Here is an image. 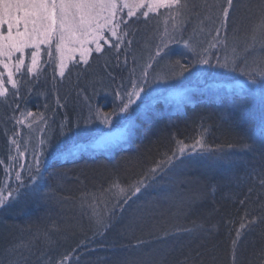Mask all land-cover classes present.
<instances>
[{"label":"trees","instance_id":"16d2710c","mask_svg":"<svg viewBox=\"0 0 264 264\" xmlns=\"http://www.w3.org/2000/svg\"><path fill=\"white\" fill-rule=\"evenodd\" d=\"M203 2L189 0V3ZM246 2L254 6L253 12L257 11L255 6L260 0ZM203 15L201 10L200 17H185L181 24L182 40L195 39ZM163 16L164 12L129 19L126 25L127 38L131 41L130 45L127 42L129 52L121 46L119 53L112 49L109 53L106 49L100 55L91 46V62L86 67L96 65L105 85L97 86V97H80L78 103L91 101L101 105L111 99V87L118 85L117 80L114 83V64L123 72L130 65V54L140 57L143 47L155 45L162 31ZM252 19H256L255 15ZM150 21L154 26L148 25ZM212 27L205 21L203 38L207 43L202 46L208 49L206 55L210 59L205 71L208 77L214 68L223 69L217 66V58L221 63L226 58L231 60L239 51L237 45L243 50L246 43H252L247 19L236 34L229 21L227 31L220 32L219 42L212 39L215 31L209 34ZM209 42H214L215 47L209 48ZM153 51V48L148 49L144 61L153 56ZM256 51H260L259 43ZM43 55L45 61H40L35 73L28 75L25 67L14 74V79L19 82L20 105L38 113L42 107H47L52 113L49 119L53 125L60 118V108L67 95L77 90V83L72 75L74 64L69 63L65 71L70 83L68 92L58 99L59 103L50 104L60 80L54 63ZM246 55L249 56L245 54L236 60L235 70L230 62L227 69L224 68V75L240 72ZM198 59V56L174 58L182 65L184 61L188 71L199 66ZM77 64L80 69L85 66L81 61ZM90 81L87 80L86 86L89 87ZM6 86L10 93L17 92L11 85ZM11 95L0 114L2 162V156L12 153L13 146H17L10 143L14 139L10 134L14 130L13 118L9 116L7 120L3 116L6 110L9 114L12 112V116L16 114L13 101L8 104ZM137 120L132 138L112 151L83 150L72 156L51 157L43 171L39 192H20L7 211H0V258L5 252L3 247L14 242L20 245L24 255L14 259L13 264H60L61 261L64 264H264V186L260 182L264 175V99L237 91H200L194 92L191 100L180 106L157 99ZM66 128L69 136L80 134L77 125L69 124ZM201 133L203 147L210 152L186 156L183 163L176 161V166L168 168L163 179L143 189L141 195L133 197L126 205L121 201V207L113 214L112 208L118 199L114 194L120 189L111 187L114 181L127 189L163 160L166 153L170 155L176 148V140L192 144ZM55 149L63 150L60 146ZM3 176V179L0 176V189L6 179L5 174ZM96 206L100 208L96 210L97 215L92 212ZM102 210H107L105 213L109 217L113 215V219L109 218L105 226L99 228L94 215L98 216ZM253 218L256 223L249 224ZM242 222L246 227L241 229L233 261L232 241ZM99 233H103L101 239H97ZM97 240L106 247L102 259L96 256Z\"/></svg>","mask_w":264,"mask_h":264},{"label":"snow or ice","instance_id":"6c2138e0","mask_svg":"<svg viewBox=\"0 0 264 264\" xmlns=\"http://www.w3.org/2000/svg\"><path fill=\"white\" fill-rule=\"evenodd\" d=\"M161 8L171 10L169 18L173 21V31L179 30V26L184 22L186 16L200 17L202 10L204 15L199 20V31L205 30L204 24L207 21L213 26L209 29V34L212 31L216 33L212 38L214 42H219L222 29L227 31L229 21L233 23V32L236 34L247 19L252 43H246L243 51L245 53L254 52L256 44L259 43L261 54L254 56L251 62H249L247 55L244 56L245 68L248 71L242 70L241 74L248 77L249 84H255L256 77L264 80V0H260V3L255 6L256 12H253L254 6L246 0H213L212 3L204 0L202 4L189 3V0H0V67L4 69V72L0 73V98H3V102L7 103V97L10 94L16 95L18 93L19 82L14 79L15 73L21 72L25 67L28 75L36 72L39 57L42 54V45L47 48L50 63L53 59L59 61L57 74L63 77L65 69L68 67L66 61L72 58L70 54H75L78 51L81 62L87 65L89 63L87 57L92 52L90 45L95 46V52L98 54L105 52L103 45H108L109 48L115 49L119 53L121 45L128 36L127 31L121 34V26L128 25L129 19L133 17L137 20L140 15L148 18L149 13ZM124 9H127L129 19H125L122 14ZM142 9L147 10L141 11ZM253 15L256 17L255 20L252 19ZM193 31L195 33L196 29ZM113 40L116 42L114 43ZM191 40L192 37H189V40L183 41V47L197 55L200 64H210V59L206 55L208 49L205 48L202 52L197 53L196 48L190 42ZM168 42L180 43L181 41L175 36H171ZM214 42H209V48L215 47ZM128 44H131L130 40ZM167 46L168 44L165 43L164 47ZM28 49H34L31 52L30 64H26V50ZM162 50L158 48L156 56H160ZM235 51L234 48L233 52ZM239 58L238 55L233 56L231 60L226 58L223 63L217 58V66L227 68L231 62L233 70H235V62ZM150 59H155V57ZM176 65L181 71L174 73V78L188 71V66L180 64L179 61L176 62ZM150 67L152 65L148 64L147 68ZM5 73L7 74L6 81L3 79ZM148 75L146 69L144 77L147 78ZM6 85H11V88L16 89L17 92L10 93ZM142 92H144V87L134 84L133 91L127 93L128 99L126 101L118 92L116 95L121 101L120 113H128L132 105L137 100L142 99ZM32 115L31 112L28 113V116ZM103 122H109L107 114ZM17 123L22 124L24 121L18 120ZM10 143L17 144V141L13 139ZM41 144H45V141L41 140ZM203 145L202 133L192 144L176 140V148L172 150L171 154L166 153L163 160L158 161L156 166L150 168L148 173L136 180L127 189L121 188L114 181L111 187L120 188L121 195L113 205V214L117 207H121V201L126 205L133 197L141 195L143 189L150 188L154 183H158L159 179H163L167 169L176 166V161L183 163V158L186 156L200 155L205 151H211L204 149ZM20 155H24V153H20ZM42 155L43 151L34 155L35 172H32V166H30L31 184L28 187L35 185L40 179L39 173L42 165L40 157ZM16 178L21 181L17 188H10L7 184L5 185L8 195H4L3 190L0 189V208L6 207L9 202L18 199L20 188L24 187V184L19 172H17ZM260 182L264 186V175H262ZM248 223L255 224L256 219L253 218ZM245 227L246 225L242 222L241 228L237 229L236 238L232 241L233 261L235 260V246L241 236V229ZM139 243H143V241ZM64 259L67 260L68 258L65 257ZM60 264H64V261H61Z\"/></svg>","mask_w":264,"mask_h":264},{"label":"rangeland","instance_id":"374dc122","mask_svg":"<svg viewBox=\"0 0 264 264\" xmlns=\"http://www.w3.org/2000/svg\"><path fill=\"white\" fill-rule=\"evenodd\" d=\"M146 10L147 9H142L141 11ZM170 11L171 10L169 9L161 8L151 12L165 13V16L162 17L161 21L162 31L160 33V37H158L155 45L153 44L150 45L151 47H143V49L140 50L142 56L138 57L133 53L132 55L130 54V65L126 69H124V71L122 70L123 72H121V69L118 70V68H116L117 65L114 64L113 75L116 77H114V83L117 80L118 85H116V87L115 85L111 87V91L113 93L111 99L107 101L103 100L104 102H102L101 105H99L98 103L95 104L91 101H85L84 104L78 103V99L80 97L84 98L85 96L87 98L88 95L94 98L97 97L99 93L97 86L100 87V85H105L103 79L100 78L101 74L98 71L97 66L93 63L88 67H86L85 65L83 69L79 68L77 62L81 61V57L78 51L75 54H70L72 58L66 61L68 65L69 63L74 64L72 66V75L76 79L77 90H73V92L71 91L67 95L63 106L60 108V110H62L59 113L60 118L56 120L55 124L50 125L51 123H53L52 120L49 119L52 113L48 111L47 107H42L40 113L25 110L23 106L20 105L18 94L13 96L11 95L8 104L13 101V103L15 104V108L13 107V110L16 114L12 116V112H10V115L8 110H6L3 116H5L7 120L9 116L13 118L11 126L12 128H14V130L10 134L13 135L14 139L16 141L18 140V142L17 146H13L14 150H12V153L9 152L2 156L4 162L0 163V166H2L0 167V176L2 175V179L4 177L3 174H5L6 176V179H4V184L1 188L4 195H8V190L5 187L6 184L9 185L8 187L10 188H17L20 185L21 181L17 180L16 178L17 172L20 173L21 180L24 184V187L20 188V192H26L27 194H36L37 192H39L41 183L44 180L43 171L49 165V160L54 155L60 157L72 156L83 150H103L109 152L112 151L116 146L127 142L132 138L135 133V129L138 126L137 117H143L147 109L150 108L157 99H161L164 102H169L174 106H180L183 103L191 100L192 94L194 92L200 91L212 93L237 91L241 95H243V93H247L248 95H251V97L260 98L261 100L264 99V80L259 78L256 79L255 84H249L248 77L241 74L242 70L244 72L248 71L245 66L237 74L230 73L228 74V76H225L223 73L227 68H221V70H219V68H214V71H212V73L209 74L208 77L207 73L205 72L207 64L199 63V66L193 71H185L183 72V75H179L174 78V73H179L181 71L180 68L176 65V61L174 60V58H176L177 56L178 60L182 58L192 59L197 57V55H194L193 52L183 47V41L185 40H182L181 37V25L179 26V30L173 31V21L169 18ZM122 14L124 15L125 19H129L127 17V9H124V12ZM140 17L144 18V16L142 15H140ZM131 19L136 18L133 17L130 18V20ZM148 25L151 27L154 26L153 22L151 21L148 22ZM158 26L160 25L157 24V27ZM127 28L128 26L122 25L120 29L121 34H123L124 31H127ZM108 35L110 36V34ZM138 36V38H140V35ZM171 36H175L181 42H168ZM203 37V32H197L195 39L193 41H190L193 44V47L196 48L197 53L202 52L204 47L202 45H205V43H207L206 39H204ZM113 42L115 43L116 41L113 40ZM127 42L128 38L126 37L121 46H124V50L129 52ZM165 43L168 44L167 47H164ZM91 46L94 45H90V47ZM103 47L105 51L106 49H108V52L110 53L111 48H109L108 45H103ZM149 48H153L154 51L152 57H155V59L147 60V58L146 61H144V57L147 56L146 54H148ZM158 48L163 49L160 56H156ZM236 48L239 49V51H236L234 56L238 55L239 57H242L243 55L248 54L249 62H251L254 56H258L261 54V49L260 51L245 53L243 50H240L239 45H237ZM41 50L42 54L39 57V63L41 60L45 61V58H42L44 56L43 54L47 55V48L45 46L42 45ZM112 50L116 52L115 49ZM32 51H34V49L26 50V64L31 63ZM54 51L55 48L53 46V52ZM89 57L90 56L87 57L88 61H90ZM102 58L104 59V57ZM52 62L55 65L56 75L59 78L60 82L58 83L59 86L54 97L49 102L50 104H56V101H58L59 98H61L68 92L67 89L70 83L67 72H65V75L63 77L57 74V64L59 61L53 59ZM182 63L186 65L184 61ZM148 64H151L152 67L147 68ZM146 69L149 74L147 78L144 77V72ZM4 78L7 79L6 73L4 75ZM88 79L91 80L89 87L86 86V82ZM182 82L184 83L181 84ZM134 84L136 86L144 87V92L141 93L142 99L137 100L136 103L132 105L128 113L121 114L119 111L121 101L117 98V95H115V93L116 91L119 92L120 96L123 97V99L126 101L128 99L127 93L133 91ZM175 84L178 85L174 86ZM80 91H82L83 94H81ZM101 92L103 93V90H101ZM109 94L111 95V93ZM46 98L48 99V97ZM2 99L3 98H0V114L3 113L6 104ZM29 112H31L33 115L28 116ZM106 114L109 117V122L107 123L103 122ZM18 120H23L24 123H17ZM65 124L77 125L79 127L80 134L69 136L67 134V128ZM53 139L55 141H53ZM41 140H44L45 144L42 145ZM59 146L60 148H63V150L55 149H58ZM199 150L200 149L198 147V151ZM41 151H43V155L40 157L42 161L41 170L39 173L40 179L35 185L28 187V185L31 184L29 168L30 166H32V172H35L34 155L39 154ZM54 151L56 152L54 153ZM20 153H24V155H20ZM10 168L13 169V173L10 171ZM116 191L117 192H115L114 194L115 199L116 197L119 198L121 195L120 189H116ZM12 203L13 201L9 202L6 207L0 208V211H7V207ZM93 209L94 211L92 212L97 215L98 211L96 210H100V208L96 206L93 207ZM102 211L103 212H100L98 216L94 215V221L99 228L104 227L105 225L103 224L106 223L109 218L113 219V215L109 217V215H107L108 213H105L108 212L107 210L105 212L104 210ZM103 233H99L97 239H101ZM95 244H97V247H95V252L97 253L96 256L99 259H102L101 257L105 256V253L103 251L106 247H104V243H100V240L95 241ZM3 248L5 249V252L3 254V257L0 258V264H13L14 259L24 255L20 245L14 242L13 244L6 245ZM89 250L92 251L93 249L91 248ZM97 250L99 251L97 252Z\"/></svg>","mask_w":264,"mask_h":264}]
</instances>
